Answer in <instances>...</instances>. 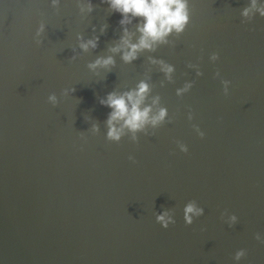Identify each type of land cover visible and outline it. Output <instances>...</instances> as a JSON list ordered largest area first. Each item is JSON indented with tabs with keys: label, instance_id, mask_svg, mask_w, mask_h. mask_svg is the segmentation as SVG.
I'll list each match as a JSON object with an SVG mask.
<instances>
[{
	"label": "water",
	"instance_id": "95a60500",
	"mask_svg": "<svg viewBox=\"0 0 264 264\" xmlns=\"http://www.w3.org/2000/svg\"><path fill=\"white\" fill-rule=\"evenodd\" d=\"M84 3L0 0V264H264V0H187L184 31L131 63L109 51L119 14ZM140 81L166 118L108 139L100 100Z\"/></svg>",
	"mask_w": 264,
	"mask_h": 264
},
{
	"label": "clouds",
	"instance_id": "9594fccd",
	"mask_svg": "<svg viewBox=\"0 0 264 264\" xmlns=\"http://www.w3.org/2000/svg\"><path fill=\"white\" fill-rule=\"evenodd\" d=\"M106 4L109 11L119 14L118 21L121 29V36L118 44L111 47V53H119L120 58L124 63H131L137 58V53L140 51H152L157 44L166 43L167 37L172 33L180 34L184 31L189 23V12L187 0H100ZM53 8L57 7L59 0H50ZM79 3V0H78ZM252 7L255 8L256 0H252ZM80 11L91 12V0H86L80 7ZM260 15L264 16V9H257ZM248 9H245L242 15H247ZM133 20L135 23V33L131 32L128 25H131ZM43 25H41V30ZM101 32L104 31V26H101ZM138 33L133 42V36ZM97 38L93 37L79 44L83 51L89 48L96 47ZM210 60H217V55L213 54ZM160 64V70L164 73L165 78H170L173 72L172 66L165 64L162 61H151ZM114 64L111 55L106 57H98L94 62L88 65V68H102L108 70ZM197 75H200L197 72ZM219 75V73H215ZM230 82L221 79V88L224 95L228 94ZM191 84L186 83L183 88L177 90V95L187 92ZM148 85L144 81H140L135 89L123 92L121 94L108 93L104 99L100 100L101 105L110 109L106 125V136L112 141H118L122 132L127 129L129 132L135 133L143 130L146 125L155 127L162 123L166 118V109L156 107L158 97H154L150 105L144 104L148 93ZM54 97L50 96L49 100L54 101ZM188 120L192 119L189 112ZM194 131L199 137H203L204 133L198 127L193 126ZM134 138V137H133ZM180 152H187V147L184 144L179 145ZM129 160L135 162L131 156ZM203 214V209L196 207L194 203H188L183 209V221L185 225L193 223V217ZM230 220L235 222L236 216L232 215ZM155 221L162 227L167 228L175 221L168 212H161L155 215ZM255 239L261 241L259 234L255 235ZM264 242V241H262ZM245 252L243 249L235 252L234 261H239Z\"/></svg>",
	"mask_w": 264,
	"mask_h": 264
}]
</instances>
